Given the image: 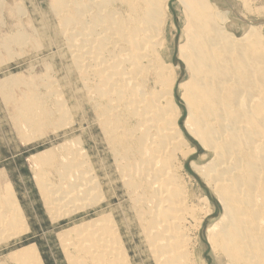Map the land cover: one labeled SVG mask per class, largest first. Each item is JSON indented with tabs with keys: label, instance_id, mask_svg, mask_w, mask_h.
I'll return each instance as SVG.
<instances>
[{
	"label": "bare ground",
	"instance_id": "1",
	"mask_svg": "<svg viewBox=\"0 0 264 264\" xmlns=\"http://www.w3.org/2000/svg\"><path fill=\"white\" fill-rule=\"evenodd\" d=\"M169 1L51 0V10L56 37L70 61L67 69L94 112L152 259L155 264H188L185 224L197 216L177 173L180 157L189 153L179 129L176 75L164 58ZM178 1L184 16L178 57L190 76L178 86L188 112L184 128L211 156L193 169L220 201L223 214L208 229V243L227 264H264V35L251 27L237 38L227 29V15L210 0ZM258 14H263L260 9ZM25 35L17 33L4 47L24 46ZM51 78L35 89L26 87L12 101L21 128L57 129L72 121L69 101ZM68 153L71 158L53 160L52 150L33 158L36 185L54 219L94 205L102 192L86 154L78 164ZM49 172L54 179L47 182ZM6 198L0 202V234L8 237L26 220L12 190ZM108 224L94 220L75 229V235H59L66 259L124 264L121 233ZM11 258L17 264H42L32 246Z\"/></svg>",
	"mask_w": 264,
	"mask_h": 264
},
{
	"label": "rangeland",
	"instance_id": "2",
	"mask_svg": "<svg viewBox=\"0 0 264 264\" xmlns=\"http://www.w3.org/2000/svg\"><path fill=\"white\" fill-rule=\"evenodd\" d=\"M210 1L219 13L227 15V26L229 25L227 29L235 37H244L251 27L261 28L264 35V0ZM247 6L253 13L248 12ZM259 9L263 14H258ZM50 10L51 0H0V202L4 204V200H7V191L12 190L26 220L23 227L13 234L14 237L11 234L9 238L0 234V264H17L12 260L11 254L28 246L38 251L42 264H71V261L73 264H94V260L91 262L82 257L73 258L71 261L66 259L59 238V235L68 231H73L72 234L75 235V229L84 224H90L94 220L95 222L105 220L107 224L109 223L108 227L117 226L122 236L121 246L126 256L123 257L126 261H123L124 264H155L143 234L137 226L133 211L129 207L128 193L118 178L113 157L103 141L94 112L81 96L80 86L76 84L74 74L69 72L70 68L67 69L70 61L66 56V50L62 47V41L56 37L57 20ZM254 11H257V14ZM167 19V51L164 53V58L171 64L176 75L174 98L181 110L179 129L188 142L186 150L189 153L185 159L180 157L177 173L190 195L197 216L196 222L190 218L185 224L188 251H190L187 262L188 264H227L224 256L220 252L219 254L215 252L208 243V229L223 215L222 206L202 176L193 169L209 162L211 156H206L207 153L198 141L184 128L188 112L181 98L183 89L178 86L185 85L190 76L178 57V47L184 42V16L178 0L168 2ZM17 33L26 34L27 39L29 37L26 44L13 45L6 49L4 41ZM59 52L63 58L60 57ZM45 77H52L51 80L56 85L55 89L66 101H69L66 103L73 114V122L57 129L44 127L37 131L21 128L12 101L16 102L26 91V87L35 89ZM44 92L42 88L37 91L39 95ZM81 102H84L83 105ZM73 108L74 110H71ZM62 149H64L63 154H61ZM49 150L53 152V160L58 159L60 155H67L65 152L69 151L68 154L71 153L74 158L77 157L75 162L78 164L85 161L83 159L86 154L102 191H98L100 197L96 199L94 205L64 216L58 214L55 219L48 214L36 185L33 158ZM70 156L72 155L68 157ZM83 166L85 167V164ZM178 166L181 167L180 170ZM48 176V179L45 177V181L48 182L50 179L53 181V173L49 172ZM3 237L5 239H2Z\"/></svg>",
	"mask_w": 264,
	"mask_h": 264
}]
</instances>
